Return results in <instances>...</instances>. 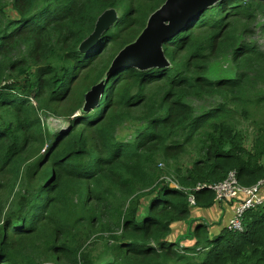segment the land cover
Instances as JSON below:
<instances>
[{"label": "trees", "instance_id": "1", "mask_svg": "<svg viewBox=\"0 0 264 264\" xmlns=\"http://www.w3.org/2000/svg\"><path fill=\"white\" fill-rule=\"evenodd\" d=\"M165 1L0 0V264H264V205L243 232L217 233L189 201L214 206V191L193 189L231 171L247 187L264 179V50L252 39L264 41V0H219L164 43L168 66L108 75ZM110 8L120 13L101 38L110 44L81 52ZM222 59L230 69L212 71ZM46 110L68 129L49 132ZM190 150L172 187L159 159Z\"/></svg>", "mask_w": 264, "mask_h": 264}, {"label": "water", "instance_id": "2", "mask_svg": "<svg viewBox=\"0 0 264 264\" xmlns=\"http://www.w3.org/2000/svg\"><path fill=\"white\" fill-rule=\"evenodd\" d=\"M219 0H166L150 17L147 27L133 43L124 47L115 57L108 75L123 66H133L141 70L168 66L164 43L178 34L186 25L198 18L209 6ZM115 10H107L97 20L94 32L80 45V51L89 53L98 43L100 34L115 20ZM100 82L85 95L84 110L94 109L104 92Z\"/></svg>", "mask_w": 264, "mask_h": 264}, {"label": "rangeland", "instance_id": "3", "mask_svg": "<svg viewBox=\"0 0 264 264\" xmlns=\"http://www.w3.org/2000/svg\"><path fill=\"white\" fill-rule=\"evenodd\" d=\"M166 2V1H165ZM164 2V3H165ZM163 3V4H164ZM162 4V5H163ZM111 10H113L114 8H110ZM107 10H109V9H107ZM106 10V11H107ZM115 10V15H116V17H115V20H114V22H112L105 30H103L102 32H101V34H100V37H99V40H98V43L95 45V47L93 48V49H95L99 44H101V50L102 49H105L106 48V46L107 45H109L110 44V42H103L102 41V35L106 32V31H108L109 29H111L115 24H116V22L118 21V20H120V13H119V10H116V9H114ZM105 11V12H106ZM104 12V13H105ZM103 13V14H104ZM154 13V12H153ZM153 13L149 16V18H148V20H147V22H146V25H145V27H144V29L147 27V25H148V22H149V20H150V17L153 15ZM144 29L141 31V33L144 31ZM141 33L139 34V36L141 35ZM138 36V37H139ZM137 37V38H138ZM253 41H255V42H257L258 43V45L261 47V49H263L264 50V41H263V35L259 32V31H257L255 34H254V36H253ZM137 40V39H136ZM135 40V41H136ZM133 43V42H132ZM127 46V45H126ZM125 46V47H126ZM92 49V50H93ZM115 59V58H114ZM114 61V60H113ZM230 66H231V61L230 60H224V59H222L221 61H219L218 63H216V64H214V66H213V70L212 71H222V70H224V69H230ZM82 69L80 68L79 70H77V73L79 72V74H81L82 73V71H81ZM102 83H104V85H105V80H102L101 81ZM92 89V88H91ZM90 89V90H91ZM89 90V91H90ZM88 91V92H89ZM87 92V93H88ZM86 93V94H87ZM32 100H33V104L35 105V106H38V102L35 100V99H33L32 98ZM86 102V101H85ZM77 114H79V112H77L76 114H74V115H72L71 117H75ZM42 122L48 127V129H49V132L50 131H58V130H62V131H65V130H67L68 129V127H69V117L68 116H65V115H59V114H55L53 111H51V110H46V111H43L42 112ZM241 127H243V129L245 128V129H248V133H249V137H251L252 136V133H254L253 132V130H254V127L253 126H251L250 125V123L248 122V121H242V124H241ZM121 136L122 135H127V134H130V129H126L125 131H121ZM47 146H45L44 147V145H40V147H39V150H37L36 151V153H35V155L32 157V159H35L36 157H38V156H40L42 153H43V151L45 150V148H46ZM196 157V154H195V151L194 150H190V152L188 153V154H186V155H184V156H182L178 161H170V162H164L163 160H161V159H159V168L161 169V174H162V176L164 177V179L167 181V179L169 180V181H172L171 182V186L172 187H178V188H181L180 187V185H179V183H177L176 182V177L174 176V175H176V170L179 168V169H181L182 171H185V169L187 168V167H189L191 164H192V162H193V160H194V158ZM158 168V169H159ZM166 177V178H165ZM13 178V176H11L10 174H5V175H3V177H2V180H9V179H12ZM174 179V180H173ZM6 198V195H5V193H4V191H3V189H0V198ZM195 206H197V203L196 204H194V205H192L191 204V207L193 208V207H195ZM217 235V234H216ZM99 243V242H98ZM103 245V243H99L98 244V247L99 248H101V246ZM43 264H64L62 261H59V263H56V262H49V261H46L45 263H43Z\"/></svg>", "mask_w": 264, "mask_h": 264}, {"label": "built area", "instance_id": "4", "mask_svg": "<svg viewBox=\"0 0 264 264\" xmlns=\"http://www.w3.org/2000/svg\"><path fill=\"white\" fill-rule=\"evenodd\" d=\"M203 188H208L215 192L216 203L232 204V216L226 225L229 232H243L245 230L246 214L264 205V179L260 180L256 185L243 186L239 183L236 171H231L227 178L221 182L200 183L193 190ZM189 201L192 205L197 203L193 193L190 194Z\"/></svg>", "mask_w": 264, "mask_h": 264}, {"label": "crops", "instance_id": "5", "mask_svg": "<svg viewBox=\"0 0 264 264\" xmlns=\"http://www.w3.org/2000/svg\"><path fill=\"white\" fill-rule=\"evenodd\" d=\"M192 217L201 219L202 221L208 223H214L213 229L217 233H220L221 230L226 227L229 219L232 216V204L231 203H216L214 206L208 209H203L200 207H193ZM199 220V221H201ZM198 222V221H197ZM216 223V224H215ZM188 225L186 223L181 222L176 225V235L183 234L187 230ZM183 244L192 245L191 241H184Z\"/></svg>", "mask_w": 264, "mask_h": 264}, {"label": "bare ground", "instance_id": "6", "mask_svg": "<svg viewBox=\"0 0 264 264\" xmlns=\"http://www.w3.org/2000/svg\"><path fill=\"white\" fill-rule=\"evenodd\" d=\"M189 195V194H188Z\"/></svg>", "mask_w": 264, "mask_h": 264}]
</instances>
